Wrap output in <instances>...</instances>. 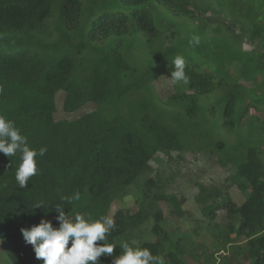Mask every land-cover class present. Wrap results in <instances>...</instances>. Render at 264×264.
<instances>
[{
	"label": "trees",
	"instance_id": "16d2710c",
	"mask_svg": "<svg viewBox=\"0 0 264 264\" xmlns=\"http://www.w3.org/2000/svg\"><path fill=\"white\" fill-rule=\"evenodd\" d=\"M194 35L198 46L189 45ZM177 55L189 82L162 101L153 83L170 78ZM0 86V114L30 147H47L25 188L15 180L19 154L0 153V250L11 264H43L21 228H58L60 212L70 222L108 217L157 154L206 148L234 168L244 200L206 205L219 194L200 187L203 214L225 210L222 232L244 239L249 264H264V0H0ZM57 95L65 114L95 109L55 121ZM156 185L145 178L133 205L113 215L106 240L115 248L98 264H114L121 242L185 264L190 235L166 231L161 208L181 219L183 200L153 194ZM77 191L79 200L65 199ZM150 220L155 241L131 243Z\"/></svg>",
	"mask_w": 264,
	"mask_h": 264
},
{
	"label": "rangeland",
	"instance_id": "374dc122",
	"mask_svg": "<svg viewBox=\"0 0 264 264\" xmlns=\"http://www.w3.org/2000/svg\"><path fill=\"white\" fill-rule=\"evenodd\" d=\"M247 48L245 46L246 50ZM153 87L156 95L162 101H166L174 94L173 83L166 76L156 80ZM61 100V95H57L55 121H72L95 109L93 104H87L75 113L65 114L61 110ZM258 118L259 121L263 120L260 115ZM246 122L243 124V130L246 127ZM228 140L234 141L235 136L230 135ZM261 144L264 146V139ZM218 158L216 153L207 148L203 151L174 152L169 157L157 154L150 163L148 174L128 189V197H125L121 202L112 204L108 217L113 219V215L119 209L131 207L134 202L133 196L137 193L143 180L148 177L153 178L157 184L156 188L152 190L153 194L172 195L178 200H183L181 219H177L171 213L169 206L161 205V208L164 213L166 231L187 233V235L189 233L190 235L186 243L185 264H249L246 258L247 250L244 239L235 235L227 237V231L222 232V227L228 223L224 218L225 210L218 209L212 218H209L204 216V206L198 202L197 196L200 187L210 191L211 195L219 194L216 198L211 197L209 200L205 198L206 205L219 206L227 197L236 205L241 204L244 200L232 180V176L235 174L234 168L222 167L218 163ZM150 228L151 220L131 232L129 234L131 243L137 245L143 240L155 241L154 236L150 233ZM0 264H11L8 257L1 253V250Z\"/></svg>",
	"mask_w": 264,
	"mask_h": 264
},
{
	"label": "clouds",
	"instance_id": "9594fccd",
	"mask_svg": "<svg viewBox=\"0 0 264 264\" xmlns=\"http://www.w3.org/2000/svg\"><path fill=\"white\" fill-rule=\"evenodd\" d=\"M200 38L192 36L190 46H198ZM166 46H170L166 44ZM173 70L170 80L175 84H187L189 78L186 74V62L183 56L177 55L172 60ZM3 87L0 86V93ZM47 152L46 146L38 150L30 147L28 138L21 134L15 122L0 114V153L6 157L19 154L20 164L15 172V180L20 188H25L31 177L38 174L36 158L42 157ZM80 193L77 191L71 197H65L69 202L79 200ZM42 202L34 203L40 207ZM59 211V208L57 209ZM60 226L54 228L50 222L41 220L31 228H21L20 232L26 244L31 245L37 260L43 264H98V258L102 255L113 253L115 244L106 240V234L116 225L111 217H100L93 220L85 214H76L75 222L66 219L65 214L60 212L57 217ZM71 240V246L69 241ZM104 243L98 245L96 242ZM123 252L115 259L114 264H164L159 255H154L150 249L139 246L132 247L127 242H121Z\"/></svg>",
	"mask_w": 264,
	"mask_h": 264
}]
</instances>
